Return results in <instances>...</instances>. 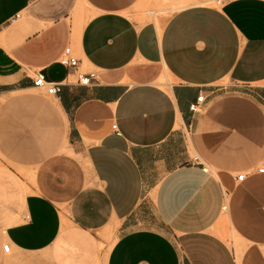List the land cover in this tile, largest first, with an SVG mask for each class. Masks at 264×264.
I'll use <instances>...</instances> for the list:
<instances>
[{"label": "crops", "instance_id": "1", "mask_svg": "<svg viewBox=\"0 0 264 264\" xmlns=\"http://www.w3.org/2000/svg\"><path fill=\"white\" fill-rule=\"evenodd\" d=\"M147 4L0 0V264H264V0Z\"/></svg>", "mask_w": 264, "mask_h": 264}, {"label": "built area", "instance_id": "2", "mask_svg": "<svg viewBox=\"0 0 264 264\" xmlns=\"http://www.w3.org/2000/svg\"><path fill=\"white\" fill-rule=\"evenodd\" d=\"M225 0H216L215 4L216 6H222L224 4ZM61 64L64 66H67L72 69H77L79 60L75 58L72 55L71 48H67L65 50V53L61 59ZM96 79V74L93 73H87V74H79L78 81L81 86H90L92 84V81ZM34 86L40 90H43L46 92L49 96H56L61 91V84L58 83H52L48 82L42 72L38 73L36 78L34 79ZM203 103H204V96L201 95L198 97V100L195 104L191 106V111L194 113H199L203 109ZM114 129H116V126H114ZM119 133V132H118ZM260 172H264V169H261ZM245 175L238 176V180L242 181L244 179ZM10 246L9 244H6L3 246V251L5 253L9 252Z\"/></svg>", "mask_w": 264, "mask_h": 264}, {"label": "rangeland", "instance_id": "3", "mask_svg": "<svg viewBox=\"0 0 264 264\" xmlns=\"http://www.w3.org/2000/svg\"><path fill=\"white\" fill-rule=\"evenodd\" d=\"M216 0H179V1H172L170 0H162L163 3H169L167 7L162 6V4L152 6L150 4H147L145 6H141L137 8V11L142 14V17L146 20H155L158 22L159 15H171L172 13L182 10L184 8H187L192 5H211L215 6ZM138 19V18H136ZM84 71H90V69L86 68ZM162 82H166L167 78L165 76L161 77ZM40 93L47 96L46 92L43 90H40ZM48 97H50L48 95ZM241 250V248H240Z\"/></svg>", "mask_w": 264, "mask_h": 264}]
</instances>
